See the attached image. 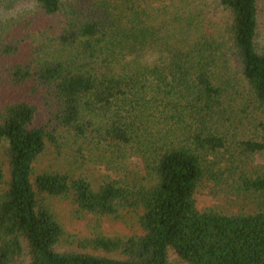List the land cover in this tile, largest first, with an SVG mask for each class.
<instances>
[{
	"label": "trees",
	"instance_id": "trees-1",
	"mask_svg": "<svg viewBox=\"0 0 264 264\" xmlns=\"http://www.w3.org/2000/svg\"><path fill=\"white\" fill-rule=\"evenodd\" d=\"M14 4L34 10L0 21V264H264L260 0ZM52 149L71 168L37 172ZM206 183L258 207L200 211ZM127 217L142 235L103 234Z\"/></svg>",
	"mask_w": 264,
	"mask_h": 264
},
{
	"label": "rangeland",
	"instance_id": "rangeland-1",
	"mask_svg": "<svg viewBox=\"0 0 264 264\" xmlns=\"http://www.w3.org/2000/svg\"><path fill=\"white\" fill-rule=\"evenodd\" d=\"M261 17H260V34L261 42L264 44V0H260ZM34 10L31 4H14L7 11L0 9V21H6L17 15L30 13ZM72 159L70 157H60L54 151L50 150L44 155L37 164V172H56L63 169H70ZM136 173H142L143 167L140 161L134 160L131 164ZM87 169L93 181L101 178L100 166L88 165ZM143 174V173H142ZM197 205L200 211L215 209L228 214H238L255 210L258 207L257 201L248 198H238L237 196L227 194L223 191H217L209 183L204 184L196 195ZM52 207L67 232L80 238H91L93 232L89 228L90 219L80 220L73 215L72 206L66 202L51 200ZM102 232L106 237H131L142 235V231L130 217L125 220L104 219L102 222ZM172 264H186L171 253Z\"/></svg>",
	"mask_w": 264,
	"mask_h": 264
}]
</instances>
